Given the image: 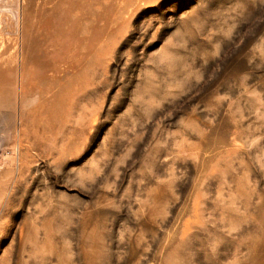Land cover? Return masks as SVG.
Returning <instances> with one entry per match:
<instances>
[{
    "label": "rangeland",
    "instance_id": "1",
    "mask_svg": "<svg viewBox=\"0 0 264 264\" xmlns=\"http://www.w3.org/2000/svg\"><path fill=\"white\" fill-rule=\"evenodd\" d=\"M0 264H264V0H0Z\"/></svg>",
    "mask_w": 264,
    "mask_h": 264
}]
</instances>
